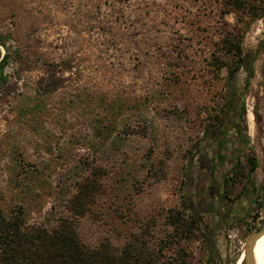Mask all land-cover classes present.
<instances>
[{"label": "rangeland", "instance_id": "rangeland-1", "mask_svg": "<svg viewBox=\"0 0 264 264\" xmlns=\"http://www.w3.org/2000/svg\"><path fill=\"white\" fill-rule=\"evenodd\" d=\"M242 1L238 9L231 0H0V33L18 50L0 97V210L22 208L27 223L51 228L69 216L88 160L106 176L76 221L83 244L121 248L144 234L158 249L173 231L170 210L187 218L201 208L193 154L222 115L236 66L232 58L218 72L213 59L242 41L253 75L242 68L229 87L238 102L230 116L240 123V164L247 167L246 150L259 164L249 188L257 198L249 216L258 217L222 236L219 210L204 212L198 219L210 237L173 243L157 263L237 264L264 224V17L250 8L258 2Z\"/></svg>", "mask_w": 264, "mask_h": 264}, {"label": "trees", "instance_id": "trees-1", "mask_svg": "<svg viewBox=\"0 0 264 264\" xmlns=\"http://www.w3.org/2000/svg\"><path fill=\"white\" fill-rule=\"evenodd\" d=\"M231 1L232 5L238 9L244 5L242 0ZM255 1L259 3L258 6H250V8L258 11L257 14L255 13L256 18H263L264 0ZM6 39L7 37L0 33V47L4 51L2 55L0 50V97L7 91L6 68L14 61V55H18V50L11 51V48L7 46ZM222 55L223 57L217 56L213 59L214 68L218 72L228 68V61L232 58H235L236 64L234 69L229 72L228 101L221 112V114L230 115L232 111H235L238 102L231 96L229 87L234 84L240 69L243 68L250 78L253 75V67L252 61L248 60L242 50V41L230 43ZM44 91L46 96L51 92V88L45 86ZM39 93L36 92L37 98H40ZM241 109L244 112V108L240 106ZM221 116L212 120L204 132L205 136L220 122ZM124 127L129 128L128 126ZM106 128L109 130V127ZM193 155H197V152H194ZM244 158L247 167L239 163L232 172V177L226 181L225 197L227 200L243 199L245 192L253 187L252 179L259 169V164L251 150H246ZM84 165H86L87 172L74 182L75 193L66 203L69 216L60 217L51 228L27 223L22 208H18L17 211L9 215L0 210V264H157L161 252L170 248L173 243L186 241L195 234H200L205 239L209 238V234L202 228L198 217L189 213L186 218L180 210H170L167 215V223L173 231L164 243L158 246V249L148 246L147 240L143 238L144 234L135 237L133 242L127 243L121 248L112 246L108 241L102 242L97 247L86 246L78 235L76 221L90 212L96 197L103 193V179L106 176V171L102 166L90 163L88 160H85ZM237 185H241V189L235 194ZM258 205L261 204L258 203ZM186 209L188 210V207ZM257 217L258 213L249 216L254 221ZM179 253L184 254L182 248L177 252V254ZM178 257L182 258V255ZM207 264H212V261L208 260Z\"/></svg>", "mask_w": 264, "mask_h": 264}, {"label": "flooded vegetation", "instance_id": "flooded-vegetation-1", "mask_svg": "<svg viewBox=\"0 0 264 264\" xmlns=\"http://www.w3.org/2000/svg\"><path fill=\"white\" fill-rule=\"evenodd\" d=\"M239 120L235 116L222 114L220 122L214 126L202 140V147L197 151L198 174L194 184L200 195L195 205L201 208L195 214L202 216L204 212L219 210L215 218L217 232L234 223L247 220L249 213L256 206V195L253 190L245 192L243 199L227 200L225 195L226 181L240 163L243 154L239 137ZM197 207V206H196ZM264 225V224H263ZM210 237V232L207 231Z\"/></svg>", "mask_w": 264, "mask_h": 264}, {"label": "water", "instance_id": "water-1", "mask_svg": "<svg viewBox=\"0 0 264 264\" xmlns=\"http://www.w3.org/2000/svg\"><path fill=\"white\" fill-rule=\"evenodd\" d=\"M262 234H264V225L257 231L252 232L245 241L244 245V260L242 264H255L254 258H253V246L257 238H259Z\"/></svg>", "mask_w": 264, "mask_h": 264}, {"label": "bare ground", "instance_id": "bare-ground-1", "mask_svg": "<svg viewBox=\"0 0 264 264\" xmlns=\"http://www.w3.org/2000/svg\"><path fill=\"white\" fill-rule=\"evenodd\" d=\"M245 254L241 252L237 264H242ZM253 258L255 264H264V234H262L254 243L253 246Z\"/></svg>", "mask_w": 264, "mask_h": 264}]
</instances>
